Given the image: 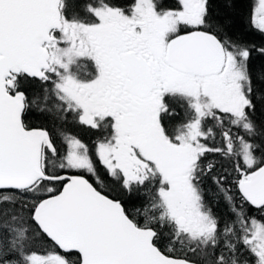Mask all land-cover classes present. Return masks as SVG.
Wrapping results in <instances>:
<instances>
[{
    "label": "snow or ice",
    "instance_id": "snow-or-ice-1",
    "mask_svg": "<svg viewBox=\"0 0 264 264\" xmlns=\"http://www.w3.org/2000/svg\"><path fill=\"white\" fill-rule=\"evenodd\" d=\"M230 22L210 0H0V264H264V221L245 211L264 213V69ZM250 23L264 34V0ZM30 78L50 85L31 100ZM33 105L102 135L58 145L25 123ZM209 153L232 163L231 188L211 175L223 222L201 187ZM117 190L143 198L129 209Z\"/></svg>",
    "mask_w": 264,
    "mask_h": 264
},
{
    "label": "trees",
    "instance_id": "trees-1",
    "mask_svg": "<svg viewBox=\"0 0 264 264\" xmlns=\"http://www.w3.org/2000/svg\"><path fill=\"white\" fill-rule=\"evenodd\" d=\"M252 1L253 0H210V11L213 13V15L219 14L221 18L227 17V19L231 21L226 25V33L234 42L245 45L249 48L250 58L248 61V65L255 78V75L260 70L264 69V55H262L257 48V40H259L260 37L264 39V34L260 33L248 23L249 9ZM79 2L82 3L83 0H77V3ZM118 2L122 3L123 0H118ZM158 2L161 4V7L167 8L169 6H172L175 0H158ZM225 2L230 3L231 7H222ZM255 83L259 85L258 81H255ZM43 86L48 87L49 85H43L39 80H33L30 78L28 80L21 81L20 90L25 92L26 96L31 99V95L41 93L40 87ZM251 113L250 117L255 123L258 133L254 138V142L258 144H264V104H262L260 101H256L255 115L254 112ZM165 122H168L167 119ZM25 123L28 126H36L46 129L53 140L55 139L53 138L52 133L56 132L55 130L75 135L85 143H88L86 136L96 139V135L99 134L97 130H95V132L94 130L91 131L73 120L66 119L60 121V119L56 118L54 115L46 112L33 113V115L29 117L28 111V114L25 115ZM59 124L62 125V128ZM90 135H94V137ZM216 139H219L220 145L221 135H217ZM89 145L90 143L88 144V146ZM256 155L260 157L261 155H264V152L258 151ZM208 162L209 161H203L202 163L207 164ZM212 162L215 163V168L212 174L203 178L202 188L204 190V193H206L208 196L206 204L212 208V211L215 215L222 218L223 222V217L226 212V205L222 196H219L217 194V186L212 182L211 175L222 173L227 178V183L224 186L227 188H231L233 186L232 179L234 175L232 173V163L227 158L222 156H219V158H215V161L212 160ZM97 169L101 177L105 179L106 183H111L110 180L105 176L103 167L98 162ZM113 195L118 196V198L121 199L124 203L125 207L129 209H131L133 206L138 205L143 198L137 197L135 194L133 195V197L129 198L126 193L119 192V190H117V192H114ZM245 211L249 216H254L258 220L264 221V213L260 212L259 210L252 208L249 205H245ZM166 243L167 237L161 235V239L158 241V244L162 250Z\"/></svg>",
    "mask_w": 264,
    "mask_h": 264
},
{
    "label": "rangeland",
    "instance_id": "rangeland-1",
    "mask_svg": "<svg viewBox=\"0 0 264 264\" xmlns=\"http://www.w3.org/2000/svg\"><path fill=\"white\" fill-rule=\"evenodd\" d=\"M79 3H80V2H79ZM82 3H83V2H82ZM256 4H257V0H253L252 3L250 4V9H249V21H248V23L250 24V26H252L251 23H250L251 13H252L253 8L256 6ZM257 43H258V45H257L258 50L261 49V48H264V39H263L262 37H260L259 40H257ZM48 87H50V85H49ZM28 88H30V87H28ZM43 88H44V86H43V87H40L41 93H40V94H36V95H40V96H42V95H43ZM32 96H35V95H31V96H30L31 99L33 98ZM31 99H30V100H31ZM53 102H54V98H53L52 100H50V102H49L50 104H49V105H51ZM29 110H32V111L35 112V113H43V112H41V111L39 110V106H36V105L31 106V107L29 108ZM177 111L180 112L181 115L183 114V113H182V110L177 109ZM46 113H48V112H46ZM251 114H252V113H251ZM254 115H255V112H254ZM254 115H253V116H254ZM58 119H59V118H58ZM66 119H67V120H73L71 114H69V115L67 116ZM66 119H60V121H63V120H66ZM177 119H179V117H178ZM73 121H74V120H73ZM212 123H213V122H212L211 120H209V121L207 122L208 125H211ZM59 125H60V124H59ZM60 126H61V128H62V125H60ZM229 127H230V126L226 123L225 126H224V129H219V134L221 135V131L228 130ZM55 131H56V132H53V133H52V134H53V138L55 139L54 141L59 145V144H60V133H62L63 131H59V130H55ZM231 131H232L233 133L242 134V133H238V130H237L235 127H231ZM98 133H99V134L96 135V136H97L96 139H93V138H90L89 136H86V139H87L88 143H85V142H83V143H85L86 145H88V144L90 143L89 147L92 148V147H93V143H94V142H95V141H96V140L102 135V132L98 131ZM257 134H258V133H257ZM73 136H75V135H73ZM90 136L94 137V135H90ZM75 137H76V136H75ZM77 138H78V137H77ZM207 143L210 144V143H212V142H211V140H209V141H207ZM202 184H203V181H202ZM202 184H201V187H202ZM207 199H208V196H207V194L205 193V202H207ZM162 235H163V234H162ZM163 236H164V235H163Z\"/></svg>",
    "mask_w": 264,
    "mask_h": 264
},
{
    "label": "flooded vegetation",
    "instance_id": "flooded-vegetation-1",
    "mask_svg": "<svg viewBox=\"0 0 264 264\" xmlns=\"http://www.w3.org/2000/svg\"><path fill=\"white\" fill-rule=\"evenodd\" d=\"M28 111H29V117H30L31 115H33V113H35V112H33L32 110H29V109H28ZM28 111H27L26 114H28ZM166 123H168V122H166ZM207 125H208V124H207ZM82 126H83V125H82ZM29 127H36V126H29ZM84 127H86V128H88L89 130L93 131V129H91L90 127H87V126H84ZM37 128H42V127H37ZM43 129H44V128H43ZM215 131H216L215 139H214V140H211L212 143H210L209 146H219V139H216L217 135H219V128L215 129ZM94 132H95V130H94ZM80 140H81V139H80ZM82 142H84V141H82ZM215 158H219V155L209 153V154L206 155V157L203 158L202 162H203V161H204V162H205V161L207 162V161H212V160L215 161Z\"/></svg>",
    "mask_w": 264,
    "mask_h": 264
}]
</instances>
